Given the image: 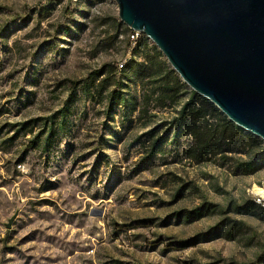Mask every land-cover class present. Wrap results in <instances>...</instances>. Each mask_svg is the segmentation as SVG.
Here are the masks:
<instances>
[{
    "label": "rangeland",
    "instance_id": "374dc122",
    "mask_svg": "<svg viewBox=\"0 0 264 264\" xmlns=\"http://www.w3.org/2000/svg\"><path fill=\"white\" fill-rule=\"evenodd\" d=\"M128 32L116 0H0V264H264L260 149L200 154L190 87L121 72Z\"/></svg>",
    "mask_w": 264,
    "mask_h": 264
},
{
    "label": "water",
    "instance_id": "95a60500",
    "mask_svg": "<svg viewBox=\"0 0 264 264\" xmlns=\"http://www.w3.org/2000/svg\"><path fill=\"white\" fill-rule=\"evenodd\" d=\"M192 91L264 141V0H116Z\"/></svg>",
    "mask_w": 264,
    "mask_h": 264
},
{
    "label": "trees",
    "instance_id": "16d2710c",
    "mask_svg": "<svg viewBox=\"0 0 264 264\" xmlns=\"http://www.w3.org/2000/svg\"><path fill=\"white\" fill-rule=\"evenodd\" d=\"M129 39V38H128ZM144 41L142 42V39L137 41V44L135 47H133V58L124 66H122L121 72L124 74L129 71L128 77H133L135 80L143 81L145 79H150L154 76L153 69L155 67H158L159 69L165 68L167 78L170 79V82H165L163 79V86H162V95L166 94L169 95V99L171 98V94L173 92L172 88H169V85H176L179 88H184L185 84L182 82V80L179 78V76L176 74L174 70L171 68L168 69L165 61H162V53L158 52L156 48H153L152 52V59H150L149 64H145L142 62H139L138 60H135L134 58L137 56L138 48L140 46L148 47V40L143 36ZM148 60V59H147ZM146 60V61H147ZM100 73V72H99ZM99 73H96L95 75H99ZM101 74V73H100ZM116 75V74H115ZM95 80V79H94ZM106 80H104L102 83H104ZM171 83V84H170ZM125 93L119 91L114 92L112 95V105L115 107H121L127 109L128 107V100L124 95ZM191 100L193 101L192 104H187L183 107V110L181 114L184 116L186 115L187 121L184 122V124L181 125V128L190 133V135L194 136L197 142V148L199 150V153L202 154V152H210L212 148H217L219 150V153H238V154H244L247 155L249 152V149H260L261 158L259 160H255L253 162H250L244 167L241 168L242 174H250L254 172V166H258V163L264 162V148H262L264 141L260 138L252 135V134H246L243 129L237 127L233 122L228 120V118L220 112L216 106H214L212 103H210L208 100H201L198 99V102H202L208 105V111H203L202 109H197L195 107L196 100L198 98L197 94L194 91L190 92ZM193 106V109L190 110L188 106ZM187 113V114H186ZM212 113H216L221 121L220 128L212 127L211 125H205L202 127L200 121L201 119H205L207 116H211ZM159 148V145L155 143L154 149L157 151ZM204 154V153H203ZM237 211L240 213H246L249 212L250 209L246 206L238 207Z\"/></svg>",
    "mask_w": 264,
    "mask_h": 264
},
{
    "label": "built area",
    "instance_id": "2783aa9c",
    "mask_svg": "<svg viewBox=\"0 0 264 264\" xmlns=\"http://www.w3.org/2000/svg\"><path fill=\"white\" fill-rule=\"evenodd\" d=\"M128 33H129L128 38L132 44H137V41L140 39L141 35L143 34L139 31H134L132 29H129ZM256 197L257 198H256L255 202L257 203V205L259 207L264 208V191H263V193L258 194Z\"/></svg>",
    "mask_w": 264,
    "mask_h": 264
}]
</instances>
